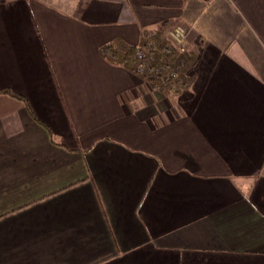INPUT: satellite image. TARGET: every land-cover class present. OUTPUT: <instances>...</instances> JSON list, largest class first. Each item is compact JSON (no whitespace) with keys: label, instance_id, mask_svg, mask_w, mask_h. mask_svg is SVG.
<instances>
[{"label":"crops","instance_id":"crops-1","mask_svg":"<svg viewBox=\"0 0 264 264\" xmlns=\"http://www.w3.org/2000/svg\"><path fill=\"white\" fill-rule=\"evenodd\" d=\"M183 24L168 94L101 46ZM0 264H264V0H0Z\"/></svg>","mask_w":264,"mask_h":264},{"label":"trees","instance_id":"trees-1","mask_svg":"<svg viewBox=\"0 0 264 264\" xmlns=\"http://www.w3.org/2000/svg\"><path fill=\"white\" fill-rule=\"evenodd\" d=\"M168 27L160 26L151 31L143 32L140 41L132 44L121 38H115L101 46V53L110 61L124 64L131 69L147 77V71L151 74L148 79L157 82L159 89L168 94H178L186 90L193 78V64L196 59V51L187 45L184 51H179L173 41L167 36ZM143 50V57L147 60V67L140 65L141 58L137 53ZM167 78L164 79L163 76ZM0 92L24 100L28 112L37 121L32 113L26 98L9 88H0Z\"/></svg>","mask_w":264,"mask_h":264},{"label":"built area","instance_id":"built-area-1","mask_svg":"<svg viewBox=\"0 0 264 264\" xmlns=\"http://www.w3.org/2000/svg\"><path fill=\"white\" fill-rule=\"evenodd\" d=\"M189 29L183 24H174L169 26L166 34L173 41L175 46L179 51H184L187 48V37H188ZM137 53L141 58L140 65L147 67V60L143 57V50L138 49ZM151 72L147 71V79L150 76ZM164 79L167 78L166 75L163 76ZM150 80V79H149ZM151 81V80H150ZM155 88H159V84L157 82L151 81Z\"/></svg>","mask_w":264,"mask_h":264}]
</instances>
